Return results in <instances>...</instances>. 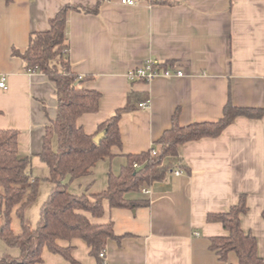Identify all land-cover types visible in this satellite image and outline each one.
Wrapping results in <instances>:
<instances>
[{"label": "crops", "instance_id": "obj_1", "mask_svg": "<svg viewBox=\"0 0 264 264\" xmlns=\"http://www.w3.org/2000/svg\"><path fill=\"white\" fill-rule=\"evenodd\" d=\"M66 6L99 8L68 14L67 57L84 88L102 95L99 111L78 124L95 134L127 105L131 92L150 101L123 115V146L96 165L101 177L120 174L127 155L152 149L175 118L182 127L217 122L230 99L237 107L264 109V0H137L134 6L121 0H0V82L4 78L7 87H0V129L21 132V156L39 158L58 101L55 84L27 72L13 50L25 52L31 35L48 31ZM149 60L186 76L131 82L129 71ZM172 162L176 168L147 187L149 194L128 195L146 205L111 209L122 238L108 242L100 264H237L235 253L226 263L211 249V239L227 232L207 218L228 212L241 195L249 207L242 227L257 238L264 258V118L239 117L217 137L179 146ZM61 245L74 246L76 264H99L82 240ZM41 264L73 263L45 250Z\"/></svg>", "mask_w": 264, "mask_h": 264}, {"label": "trees", "instance_id": "obj_2", "mask_svg": "<svg viewBox=\"0 0 264 264\" xmlns=\"http://www.w3.org/2000/svg\"><path fill=\"white\" fill-rule=\"evenodd\" d=\"M71 10L96 13L99 8L83 9L66 6L50 21V29L31 35L25 52L13 50V56L25 62L27 72L44 74L56 86L57 115L46 126L40 160L50 170L53 184L49 199L43 205L37 228L23 225V231L15 235L11 227L14 210L23 219L27 205L37 194V181L29 172L31 159L19 152L20 131L0 129V239L10 248L19 250L18 256L7 254L0 264H41L43 252L50 251L76 264L74 246H63L82 240L92 257L102 263L100 256L112 239L120 240L112 221L92 222L90 216L99 218L110 208L136 209L147 204L144 200H131L130 194H139L144 187L162 181L176 168L172 159L178 157L179 146L205 137H217L237 118H264V109L235 106L231 99L224 107L223 117L217 122L193 123L182 127L175 121L154 147L138 155H127V163L120 174H108L106 190L96 194L75 195L69 191V183L94 173L96 165L114 157L113 148L123 146L120 121L123 115L136 109L137 104L148 97L131 92L127 105L117 110L111 118L101 123L95 134H88L78 124L86 114L99 111L101 93L84 88V80L77 76L67 57L69 50L68 14ZM169 66L168 63H165ZM104 133L99 143L95 138ZM54 139L57 140L56 147ZM157 150V155L153 150ZM69 179V182H67ZM29 186L31 189L29 190ZM249 212L246 195L226 213L209 214L208 222L221 223L227 236L211 239V249L223 262L235 253L237 264H264L259 255L257 238L242 227V217ZM264 219V209L262 213Z\"/></svg>", "mask_w": 264, "mask_h": 264}, {"label": "rangeland", "instance_id": "obj_3", "mask_svg": "<svg viewBox=\"0 0 264 264\" xmlns=\"http://www.w3.org/2000/svg\"><path fill=\"white\" fill-rule=\"evenodd\" d=\"M56 143L57 140L55 139L53 146L56 147ZM101 170L102 167L98 166L96 170L94 169V173L92 175L82 177L69 183V191L75 195H90L103 192L108 186V177L107 174L106 176L102 175L101 177ZM29 172L32 181L36 180L38 183L37 194L35 199L27 205L23 219L19 216L16 210L12 212L11 227L15 235H19L22 233L23 225H26L32 229L37 228L41 217L42 207L49 199L53 188V184L49 179L50 170L38 157L31 156ZM67 182H69V179H67ZM28 189L30 190L31 186H29ZM111 209L112 208H110L109 204L106 203L104 215L99 218L90 216L91 221L97 223H106L107 221H110V218L112 216L114 217V212ZM260 245L263 252L264 244L260 243ZM7 254L18 256L19 250L8 247L6 243L2 239H0V258L4 257Z\"/></svg>", "mask_w": 264, "mask_h": 264}, {"label": "built area", "instance_id": "obj_4", "mask_svg": "<svg viewBox=\"0 0 264 264\" xmlns=\"http://www.w3.org/2000/svg\"><path fill=\"white\" fill-rule=\"evenodd\" d=\"M121 3L127 6H134L137 4V0H121ZM185 76L186 74L182 69L170 65L166 66L165 63H161L155 60L146 61L141 66L130 70L128 73V78L133 83L135 82L150 83L157 78L171 79V78H183ZM0 87L5 89L7 88L6 81L4 78L0 82ZM149 104L150 101L148 100L146 102L140 103L139 107L144 109L148 107ZM153 154L157 155V150L154 149ZM176 174L178 175L181 174V171L180 170L176 171ZM141 191L142 193L145 194L150 193L147 187L142 188ZM100 256L103 258L104 253H102Z\"/></svg>", "mask_w": 264, "mask_h": 264}, {"label": "water", "instance_id": "obj_5", "mask_svg": "<svg viewBox=\"0 0 264 264\" xmlns=\"http://www.w3.org/2000/svg\"><path fill=\"white\" fill-rule=\"evenodd\" d=\"M103 137H104V133L99 134V135L95 138V142L99 143Z\"/></svg>", "mask_w": 264, "mask_h": 264}]
</instances>
